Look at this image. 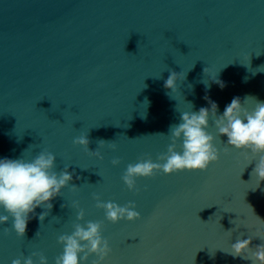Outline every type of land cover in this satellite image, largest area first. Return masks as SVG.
<instances>
[{
	"label": "water",
	"instance_id": "1",
	"mask_svg": "<svg viewBox=\"0 0 264 264\" xmlns=\"http://www.w3.org/2000/svg\"><path fill=\"white\" fill-rule=\"evenodd\" d=\"M173 71L180 76L171 92L164 84ZM235 97L248 98L249 110L264 102V0H0V159L46 149L57 173L68 165L73 175L51 210L30 214L23 238L11 217L0 224V264L33 252L55 264L59 235L87 221L103 224L111 247L103 264H252L225 251L249 237L250 247L264 244V181L256 187L252 175L259 157L249 163L228 147L212 117L206 131L220 157L206 171L137 178L136 191L121 179L140 158L162 163L182 113L211 100L222 115ZM86 134L90 151L99 140L116 149L90 156L73 143ZM93 194L134 202L141 219L107 221Z\"/></svg>",
	"mask_w": 264,
	"mask_h": 264
},
{
	"label": "clouds",
	"instance_id": "2",
	"mask_svg": "<svg viewBox=\"0 0 264 264\" xmlns=\"http://www.w3.org/2000/svg\"><path fill=\"white\" fill-rule=\"evenodd\" d=\"M179 76L180 73L171 72L164 87L171 92L176 91ZM213 80L221 88L224 87L222 81L216 78ZM244 102L242 104L239 97L233 98L230 104L226 105L222 115H217L218 105L211 100L210 108L201 107L198 112L182 113L180 123L170 126L171 142L167 152L157 156V161L162 163L154 162L148 157L127 165L121 177L127 189L137 190V178H151L159 172L170 175L185 170L206 171L210 164L217 162L220 153L214 144L216 137L206 131L210 117L213 118L218 135L227 137L228 147L241 151L249 163L253 158L259 157L252 173L256 177L255 186L258 187L260 182L264 181V102L256 101L255 107L251 110L244 107ZM73 143L82 146L90 156L100 160L104 157L99 148L108 145L113 150L116 149L114 142L99 140L97 150L90 151L87 134L75 137ZM228 147L225 148V152L228 151ZM111 163L118 166L121 161L119 158H113ZM55 167L56 156L46 149L39 151L30 160L0 159V209L6 213L0 214V224H7L11 217L12 230L18 238L25 236L30 214L35 215V209L41 207L51 210L52 199L61 195V190L68 187L72 181L73 175L67 170L68 165L59 173L54 170ZM71 188L72 191L79 189L75 184H72ZM93 199L96 202L95 207L104 210L106 220L113 224L122 220L135 222L141 219L140 213L135 210L134 202L121 206L113 201H103L98 194H93ZM72 206L79 209V202L74 201ZM47 215V211L39 214L38 219L41 223ZM84 217V210L79 209L76 220L83 221ZM102 228L103 224L100 221L74 223L71 234H62L58 237L57 242L63 246V251L55 258V264H87L92 255L98 257L93 264H103L111 253V247L109 241L102 235ZM4 232L6 235L9 234V229L5 228ZM251 243L252 237L238 239L231 244L229 250L223 251L234 258L251 260L252 264H264V244L253 248L250 247ZM11 264H48V259L43 253L33 252L29 256L21 254L13 259Z\"/></svg>",
	"mask_w": 264,
	"mask_h": 264
}]
</instances>
